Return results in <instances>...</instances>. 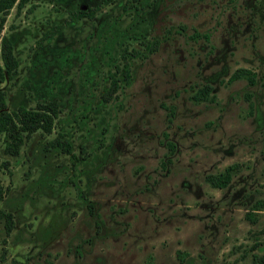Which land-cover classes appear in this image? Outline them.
Segmentation results:
<instances>
[{"label": "rangeland", "instance_id": "obj_1", "mask_svg": "<svg viewBox=\"0 0 264 264\" xmlns=\"http://www.w3.org/2000/svg\"><path fill=\"white\" fill-rule=\"evenodd\" d=\"M4 17L18 62L1 84L6 109L56 99L61 111L51 134L0 152V210L14 222L6 234L0 217V264H250L264 254V205L253 208L264 200V0H29ZM124 63L128 82L116 72L104 102ZM238 68L254 83H227ZM204 84L212 99H191ZM57 133L74 157L39 153ZM231 164L224 188L205 180Z\"/></svg>", "mask_w": 264, "mask_h": 264}, {"label": "trees", "instance_id": "obj_2", "mask_svg": "<svg viewBox=\"0 0 264 264\" xmlns=\"http://www.w3.org/2000/svg\"><path fill=\"white\" fill-rule=\"evenodd\" d=\"M29 0H0V30L5 19V15L11 8H15V14H18L20 9ZM97 10L94 8H87L86 10L77 9L73 13H70V19H78L81 17L91 18ZM206 37V35H205ZM157 40H154L148 47V50H152L157 44ZM18 62L13 53V45L9 37L0 34V140L2 146L0 152L2 155L16 156L19 153L22 145L28 141L33 135H49L52 133L54 120L60 113L61 109L56 99L47 101H36L33 107L17 106L15 109L7 110L5 102V93L1 88V84L9 78H12L16 74ZM116 72H120V75L124 82L129 80V72L126 63L121 68L116 67V71L110 74L109 86L105 93L101 95L104 102L109 101L118 89V77ZM241 76H245L250 84L254 83V73L250 70L238 68L230 74L227 78V83H230ZM211 86L204 84L197 88L192 93L191 99L194 101L211 100L208 98ZM166 135V134H164ZM39 153L44 157L47 154H65L74 157L71 153V145L69 141L61 133L55 134L52 138L45 141L40 149ZM8 160L0 157V169H8ZM237 168L236 164L227 165L222 171L217 174H211L206 176L205 180L211 187L224 188L231 180L232 172ZM6 187L2 186L0 181V199L6 192ZM264 205V200L257 201L254 205V209ZM89 213L92 214L91 205H88ZM245 216L251 221L252 214L246 212ZM0 217L4 219L3 228L6 234L14 227L13 217L10 212L0 210ZM250 264H264V254L256 255L252 254Z\"/></svg>", "mask_w": 264, "mask_h": 264}]
</instances>
